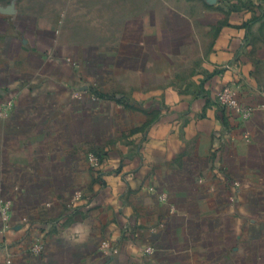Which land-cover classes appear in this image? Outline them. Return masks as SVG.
Here are the masks:
<instances>
[{"label": "crops", "instance_id": "0c3cea01", "mask_svg": "<svg viewBox=\"0 0 264 264\" xmlns=\"http://www.w3.org/2000/svg\"><path fill=\"white\" fill-rule=\"evenodd\" d=\"M0 264H264V0H0Z\"/></svg>", "mask_w": 264, "mask_h": 264}, {"label": "built area", "instance_id": "2783aa9c", "mask_svg": "<svg viewBox=\"0 0 264 264\" xmlns=\"http://www.w3.org/2000/svg\"><path fill=\"white\" fill-rule=\"evenodd\" d=\"M215 105L220 109L242 114L244 118H247L250 114L248 110L242 108L241 104L237 100L232 86L230 85H224L216 91ZM41 251L42 245L39 242L35 244L31 249V252L36 254L41 253Z\"/></svg>", "mask_w": 264, "mask_h": 264}]
</instances>
